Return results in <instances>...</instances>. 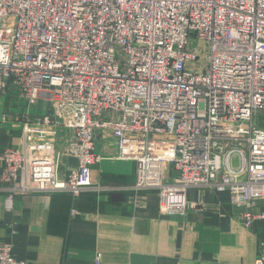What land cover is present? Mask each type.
<instances>
[{"label": "built area", "instance_id": "built-area-1", "mask_svg": "<svg viewBox=\"0 0 264 264\" xmlns=\"http://www.w3.org/2000/svg\"><path fill=\"white\" fill-rule=\"evenodd\" d=\"M0 81L51 103L37 130L72 135L63 151H0L7 212L23 195L119 190L131 207L156 193L162 215L185 218L204 209L188 193L209 190L245 207L247 228L264 219V0H0ZM105 133L112 158L136 164L129 189L92 182ZM64 155L77 160L66 176ZM0 264L26 263L4 243Z\"/></svg>", "mask_w": 264, "mask_h": 264}, {"label": "crops", "instance_id": "crops-1", "mask_svg": "<svg viewBox=\"0 0 264 264\" xmlns=\"http://www.w3.org/2000/svg\"><path fill=\"white\" fill-rule=\"evenodd\" d=\"M51 103L31 104L19 88L2 89L0 81V151L24 141L55 140L61 151L71 139L62 126L53 133L35 127L49 115ZM105 160L93 168L94 184L129 189L136 182V164L113 159L115 140L109 133L96 141ZM77 166L64 155L60 173ZM1 173V169H0ZM129 191L87 193L76 201L63 194H31L16 198L12 213L0 193V244L11 243L15 257L26 264H255L264 243V219L244 225L245 207L230 203L228 192L193 190L191 201L202 211L185 218L160 213L156 193L137 207L127 205ZM81 215L72 217V210ZM257 213H263L259 205Z\"/></svg>", "mask_w": 264, "mask_h": 264}, {"label": "rangeland", "instance_id": "rangeland-1", "mask_svg": "<svg viewBox=\"0 0 264 264\" xmlns=\"http://www.w3.org/2000/svg\"><path fill=\"white\" fill-rule=\"evenodd\" d=\"M261 115V124L264 126V112L263 113H260ZM256 122H258L257 118H256Z\"/></svg>", "mask_w": 264, "mask_h": 264}]
</instances>
